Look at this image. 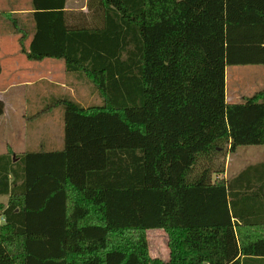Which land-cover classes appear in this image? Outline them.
<instances>
[{"label": "trees", "instance_id": "obj_1", "mask_svg": "<svg viewBox=\"0 0 264 264\" xmlns=\"http://www.w3.org/2000/svg\"><path fill=\"white\" fill-rule=\"evenodd\" d=\"M66 2L32 0L28 49L13 24L27 60L64 61L68 88L42 82L27 114L31 131L58 111L61 149L0 154V264H264V161L230 179L223 161L264 149V84L226 95L228 66L264 69V0H87L76 19Z\"/></svg>", "mask_w": 264, "mask_h": 264}, {"label": "crops", "instance_id": "obj_2", "mask_svg": "<svg viewBox=\"0 0 264 264\" xmlns=\"http://www.w3.org/2000/svg\"><path fill=\"white\" fill-rule=\"evenodd\" d=\"M66 11L69 15L73 14L72 19L78 13H87V0H67L66 2ZM34 12L32 0H0V100L5 104V114H18L23 121V145L30 146L32 142H35V146L45 144L49 149H61L63 145L62 141V130L59 124L58 117V136L52 134L51 131V122H39L35 123V128L41 127L43 129L35 140H30V123L28 122L27 114L33 110H38L41 108L42 103H40V96L32 105L30 103L31 95L37 97L38 92L41 89V96L48 92L47 85L41 84L42 82L54 83L52 80L53 74L51 70H48V67H53L54 65L59 67L64 74L65 72V63L63 60H54V59H45L43 61H29L27 58L21 55L20 51V38L22 33H17L13 28V24H17L21 31H24L27 34L25 38V46L28 49L31 40L34 36L35 26L32 18ZM9 50V51H8ZM11 50V51H10ZM19 55V56H16ZM21 57V58H20ZM48 64V65H47ZM27 65V66H26ZM23 66L27 68L22 69ZM53 71V70H52ZM49 75V76H48ZM61 88H68L66 85H58L59 83H54ZM263 86L259 90L262 89ZM56 90V89H55ZM257 90V91H259ZM256 91V92H257ZM49 92H52L50 89ZM254 92V93H256ZM226 95L227 100H229L228 90H227V78H226ZM253 95V94H252ZM244 97V96H243ZM242 97V98H243ZM30 98V100H29ZM241 98V100H242ZM240 100V101H241ZM235 103V102H234ZM237 103V102H236ZM43 108V107H42ZM50 116V115H49ZM48 117V116H47ZM46 117V118H47ZM50 118V117H49ZM29 139V142H28ZM13 143V142H12ZM22 144V143H21ZM16 144L6 145V149L0 154L7 153L8 148L12 150L14 154V161H17L15 158L16 155L23 154L25 150L19 151L15 148ZM255 147V146H254ZM250 149L248 153V165H259L264 161V149ZM257 152V156L254 157V153ZM252 155V156H251ZM252 176H263L261 174V169L253 171ZM261 176V177H262ZM228 177L226 176V179ZM255 192L264 193V184L262 182H257V185L254 186ZM7 198L8 202V197ZM2 198V197H0ZM7 202L5 204H7ZM4 204V203H3ZM150 256L153 259H160L164 262L169 260V252L165 257H159L155 255L150 249Z\"/></svg>", "mask_w": 264, "mask_h": 264}, {"label": "rangeland", "instance_id": "obj_3", "mask_svg": "<svg viewBox=\"0 0 264 264\" xmlns=\"http://www.w3.org/2000/svg\"><path fill=\"white\" fill-rule=\"evenodd\" d=\"M17 52L21 53V51ZM21 55L26 57L22 53ZM26 66H23L22 69L27 68ZM48 70H51L53 74L52 80L54 83H59L58 85H66V83H68L66 75L61 69H59L58 66H49ZM226 78L227 90L229 95V100L227 101L230 103H236L240 102L243 96H251L252 94H254V92L259 90L261 86H263L264 69L260 65L228 66L226 68ZM76 88L77 89H72L71 93L78 101H81L84 104H89L90 102L94 101L95 97L93 95H90V92L87 88L77 85ZM30 98L32 100L36 99L35 93L34 95H31ZM19 116L20 115L18 114L0 115V153L4 151L6 149V145L10 143L16 144L15 148L19 151L26 149L27 146L23 145V121ZM58 117V111H52L51 115L47 118H40L43 119L40 122H51L52 126L50 129L52 131V134L56 137L58 136L59 129ZM40 128L41 127H37L36 129H32L30 131V140H35V138H37L38 135L42 131H44ZM254 148L257 150L261 149L259 147L252 146L240 147L235 153L227 154L226 157L223 158L226 167V176L228 177V179L236 176L241 170H243L248 165L247 151ZM255 156H257V152L254 153V157ZM6 202V197L0 198V203L5 204ZM147 239L149 244V250L151 249L155 255H158L161 258L168 255V236L163 230H148Z\"/></svg>", "mask_w": 264, "mask_h": 264}]
</instances>
